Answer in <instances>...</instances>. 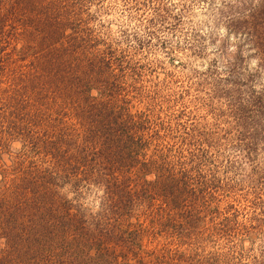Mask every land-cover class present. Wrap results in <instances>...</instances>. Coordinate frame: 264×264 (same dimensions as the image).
<instances>
[{
  "label": "trees",
  "instance_id": "obj_1",
  "mask_svg": "<svg viewBox=\"0 0 264 264\" xmlns=\"http://www.w3.org/2000/svg\"><path fill=\"white\" fill-rule=\"evenodd\" d=\"M92 1L0 0V264H213L198 250L212 234L194 232L219 208L209 199L218 177L203 167L212 162L171 143L177 127L152 110H132L121 94L137 69L89 25ZM227 7L220 18L258 57L254 70L247 56L230 62L224 79L238 145L253 160L264 154V0ZM253 168L264 179V159ZM84 191L90 201L77 203ZM258 198L236 228L242 253L264 239Z\"/></svg>",
  "mask_w": 264,
  "mask_h": 264
},
{
  "label": "rangeland",
  "instance_id": "obj_2",
  "mask_svg": "<svg viewBox=\"0 0 264 264\" xmlns=\"http://www.w3.org/2000/svg\"><path fill=\"white\" fill-rule=\"evenodd\" d=\"M253 1L258 5L262 0ZM234 2L242 4V0H94L88 6L96 11V19L89 25L124 51L130 57V66L137 69L133 79L136 86L128 94H121L130 97L132 110H152L154 117L160 116L177 127L172 135L178 134V139L171 143L183 142L184 149L212 162L203 167L211 172L208 176L218 177V183L209 187V199L219 208L194 232L212 234L198 250L204 255L212 253L213 264H254L264 255V239L250 248L244 244L242 253L241 235H236V228L241 227L258 196L264 198L259 190L262 173L253 168V164L260 165L264 154L259 150L260 154L250 160L242 151L238 145L242 144L241 128L224 96L230 62L244 55L249 58L245 64L250 70L258 63L253 43L245 40L242 30H235L229 17L220 18L218 8H228V3ZM34 111L28 110V114ZM44 113L50 111L44 109ZM53 118L50 114L46 120H38L41 131L54 123ZM32 160L26 157L22 166L27 167ZM87 194H79L77 203H88ZM229 214L237 217L230 227L225 226ZM230 229L235 232L232 238L227 236ZM219 236L232 242L219 241Z\"/></svg>",
  "mask_w": 264,
  "mask_h": 264
},
{
  "label": "clouds",
  "instance_id": "obj_3",
  "mask_svg": "<svg viewBox=\"0 0 264 264\" xmlns=\"http://www.w3.org/2000/svg\"><path fill=\"white\" fill-rule=\"evenodd\" d=\"M93 94L95 95V92H93Z\"/></svg>",
  "mask_w": 264,
  "mask_h": 264
}]
</instances>
